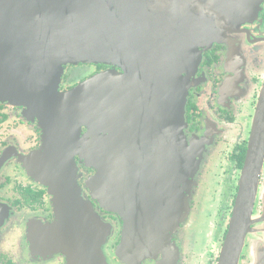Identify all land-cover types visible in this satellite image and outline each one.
<instances>
[{"label": "water", "instance_id": "water-1", "mask_svg": "<svg viewBox=\"0 0 264 264\" xmlns=\"http://www.w3.org/2000/svg\"><path fill=\"white\" fill-rule=\"evenodd\" d=\"M260 1L0 0V103L39 121L58 188L77 193L75 156L94 171L93 199L124 223L123 262L170 248L188 213L202 151L183 134L181 72L198 65V47L237 32ZM78 64L109 68L59 91L64 67ZM263 157L264 87L217 264H238L253 223L261 236L251 264H264V206L252 220Z\"/></svg>", "mask_w": 264, "mask_h": 264}, {"label": "flooded vegetation", "instance_id": "flooded-vegetation-1", "mask_svg": "<svg viewBox=\"0 0 264 264\" xmlns=\"http://www.w3.org/2000/svg\"><path fill=\"white\" fill-rule=\"evenodd\" d=\"M198 51V65L181 72L188 86L183 134L202 151L185 195L188 213L172 233V246L140 264L218 262L264 87V0L223 43ZM80 66L91 72L73 81L70 70ZM97 66L65 67L59 91L109 68ZM45 145L36 118L23 107L0 103V264H127L117 253L125 233L122 218L101 208L86 185L94 171L75 156L71 181L77 193L65 184L58 188L56 159L44 152ZM216 187L223 208L213 224L206 199L208 192L217 194ZM263 192L264 157L252 220L262 216ZM260 225H250L254 232L246 235L238 264H251L249 249L261 236Z\"/></svg>", "mask_w": 264, "mask_h": 264}, {"label": "rangeland", "instance_id": "rangeland-1", "mask_svg": "<svg viewBox=\"0 0 264 264\" xmlns=\"http://www.w3.org/2000/svg\"><path fill=\"white\" fill-rule=\"evenodd\" d=\"M81 65H88V64H81ZM75 66H77V65H67L65 67H75ZM89 66H91V65H89ZM65 67H64V69H65ZM90 69H88V67H84V66L76 67V68L70 70V75L72 76V79L74 81V80L79 79L82 76L86 75L88 72L90 73L91 72ZM63 74H64V72H63ZM215 191L217 192V194H214V193L211 194L210 192H208L207 199H206V201H208V203H206V206H207L206 208L208 210V213L212 214V216L214 217V219L212 220V221H214V222H212L213 224H215V218H216V221H218L220 219L221 210L223 208L221 205H219L220 188L216 187ZM227 202H228V200L224 199L223 200V205H226ZM215 214H216V217H215ZM211 232H212V229L210 228L209 231L207 232L208 242H209V239L211 237ZM219 238H220V236L218 237V239ZM252 246H253V243H252ZM249 251H250V249H249ZM249 259H250V263H251L252 262V253H250ZM255 259L256 258L254 257V260Z\"/></svg>", "mask_w": 264, "mask_h": 264}, {"label": "trees", "instance_id": "trees-1", "mask_svg": "<svg viewBox=\"0 0 264 264\" xmlns=\"http://www.w3.org/2000/svg\"><path fill=\"white\" fill-rule=\"evenodd\" d=\"M99 69L101 68L100 65L97 66Z\"/></svg>", "mask_w": 264, "mask_h": 264}]
</instances>
